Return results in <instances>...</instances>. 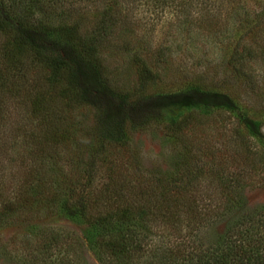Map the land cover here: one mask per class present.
<instances>
[{
  "label": "trees",
  "instance_id": "trees-1",
  "mask_svg": "<svg viewBox=\"0 0 264 264\" xmlns=\"http://www.w3.org/2000/svg\"><path fill=\"white\" fill-rule=\"evenodd\" d=\"M89 2L99 3L102 11L92 29L86 30L68 10ZM140 2L169 4L174 12L196 5V22L205 21L199 25L206 29L216 26L214 19L219 16L226 28L220 36L230 45L228 76L209 85L194 78L173 90L148 64L147 52L135 49L136 88L113 87L99 52L112 45L116 31L125 34L124 7ZM230 29L232 36L227 35ZM0 33L6 38L4 72L17 69L21 58L29 55L47 70L50 82L62 86L59 97L65 105L96 112L94 154L111 146L129 148L133 134L155 126L176 143L199 116L220 110L234 115L239 133L264 146V106L240 104L231 85L236 82L255 92L249 68L264 50V0H0ZM0 89H5L1 80ZM237 173L219 182L216 196L179 193L172 199L174 195L163 193V207L156 206L157 200L150 196L140 202L126 201L118 181L90 201L83 184L80 191L66 193L61 186L54 189L43 181L40 197H36L38 187L28 185L31 198L23 191L17 198L0 201V224L22 213L44 217L60 213L86 227L83 240L101 264H264V207L245 208L239 191L242 171ZM219 221L225 226L222 235L202 243V229ZM48 262L64 264L60 258Z\"/></svg>",
  "mask_w": 264,
  "mask_h": 264
},
{
  "label": "rangeland",
  "instance_id": "rangeland-1",
  "mask_svg": "<svg viewBox=\"0 0 264 264\" xmlns=\"http://www.w3.org/2000/svg\"><path fill=\"white\" fill-rule=\"evenodd\" d=\"M196 8L174 12L169 4L145 2L124 7L125 34L116 31L112 45L99 52L111 85L123 91L136 88L135 49L147 52L148 64L173 90L194 78L209 85L228 76L230 45L220 36L226 28L219 16L214 19L216 26L201 28L199 24L205 21L196 22ZM101 11L99 3L89 2L71 6L68 13L90 30ZM227 35L232 36L231 29ZM5 42L0 33V80L5 85L0 89V201L17 198L23 191L31 198L28 185L38 187L36 197H40L43 181L52 183L54 189L61 186L66 193L80 191L83 184L90 201L118 181L126 201L140 202L150 196L157 200L156 206L163 207V193L174 195L172 199L179 193L216 196L225 176L242 171L239 191L245 208L264 207V146L239 133L233 114L220 110L199 116L176 143L155 126L133 134L129 148L111 146L94 154L96 112L65 105L59 97L62 86L50 82L47 70L29 55L21 58L17 69L4 72ZM249 72L255 92L231 82L233 96L240 104L264 106V50ZM186 182L192 185L184 187ZM44 216L22 213L0 224V264H42L56 258L64 264H101L83 240V224L60 213ZM224 228L222 221L207 225L199 239L207 245Z\"/></svg>",
  "mask_w": 264,
  "mask_h": 264
}]
</instances>
